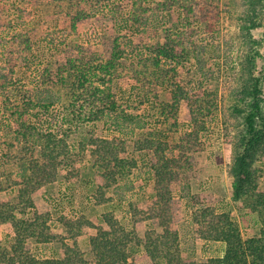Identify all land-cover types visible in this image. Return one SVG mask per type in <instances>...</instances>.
Wrapping results in <instances>:
<instances>
[{
  "label": "rangeland",
  "instance_id": "374dc122",
  "mask_svg": "<svg viewBox=\"0 0 264 264\" xmlns=\"http://www.w3.org/2000/svg\"><path fill=\"white\" fill-rule=\"evenodd\" d=\"M155 1L162 0H142L144 6L152 8L147 12L146 23L125 26V20L132 16V0H0V70L12 77L6 87L0 88V155L6 147L4 141L8 135L21 131L14 120L15 109L19 111V107L23 108L24 115L17 114L18 121L25 117L24 122H33L44 131L66 130L68 145L76 151L71 155V164L60 167L54 181L40 186L31 194L35 208L45 214L46 225L53 236L50 242L39 244L34 238H29L30 251L35 255L61 257L62 243H73L70 237H64L67 230L61 221L63 216L81 220L79 229L83 234L78 236L77 242L86 264H92L93 259L90 237L97 231L93 225L102 222L104 212L110 211L122 226L129 229L128 221L132 219L133 210L147 208L154 195L155 177L150 170L153 152L140 148L138 142L148 131L157 129L163 131L173 145V152L169 151L168 155L183 166L193 167L186 180L190 193L198 198H195V206H190L192 202L184 196L186 190L182 184L174 183L172 189V195L179 203L173 227L178 231L177 244L182 258L200 263L224 252V244L199 234L192 215L194 210L196 213L206 211L208 219L228 212L243 238L260 236L261 215L248 211L233 198L229 168L234 157L233 141L237 134L245 131L242 117L232 112V90L239 83L244 53L249 52L254 57L252 71L259 79L263 106V115L258 122L263 142L256 147L252 170H256L258 188L264 189V8L258 6L255 15L259 16V26L247 33L241 24L249 10L248 0H205L206 3L202 0L198 5L203 7V11L193 5L194 13H190L188 20L183 19L180 8L175 5L153 9ZM207 8L209 11L205 12ZM198 12H205V19L200 20ZM175 23L190 32L198 49L195 48V56L177 61L175 71L171 67L174 63L166 62V67L171 68L168 70L169 81L153 87L148 97L150 101L145 100L138 109L129 107L128 103L135 98L132 93L135 80L122 76L116 81L117 99L127 112L136 113V121L127 120L117 126L109 116L97 122L85 120L76 124L71 120L72 114L62 102L67 89H59L55 85L61 72L65 73L68 83L72 82L70 76L80 68L82 61H105L115 40L121 42L125 51L126 58L123 56L122 60L133 62L136 59L133 50L162 40L163 29ZM246 38L251 39V44ZM198 58L203 60L201 67ZM59 64L62 65L60 69ZM46 83L51 85L48 91ZM177 85L182 86V90ZM183 90L188 94L195 92L202 99L214 96L217 102V109L207 117L206 129L198 139L184 146L180 138L186 129H190L191 114L187 100L177 94ZM172 93L176 94L175 101ZM47 100L53 102L44 108ZM160 103L166 105L164 111H168L165 115ZM237 103L244 106L242 101ZM28 105L31 106L29 110L24 108ZM152 108L153 117L151 113L148 115ZM93 135L122 137L126 149L121 154L133 157L137 162L134 173L117 182L116 185L122 187L118 194L113 193V186L111 191L105 188L97 190L99 181L95 178L93 159L78 143L82 137L81 143H84ZM178 142L179 146H175ZM3 168L0 159V174L5 171ZM1 175L6 181L5 174ZM14 193L13 189L6 188L0 191V199L9 200ZM89 223H92L91 227ZM138 223L134 230L141 236L149 229L161 231L153 220L144 219ZM13 235L10 224L0 223V246L11 240ZM135 263L154 264L142 248L136 252Z\"/></svg>",
  "mask_w": 264,
  "mask_h": 264
},
{
  "label": "trees",
  "instance_id": "16d2710c",
  "mask_svg": "<svg viewBox=\"0 0 264 264\" xmlns=\"http://www.w3.org/2000/svg\"><path fill=\"white\" fill-rule=\"evenodd\" d=\"M132 2L130 10L132 16L125 20V26L146 23L147 12L152 8L144 6L142 0H132ZM155 2L153 9L161 10L175 5L180 8L183 19L188 20L190 13H194L193 5L199 6L202 0L197 3L195 0ZM248 2L249 10L241 24L247 33L259 26V16L255 15L258 6L264 8V0H248ZM99 3L101 1L96 2L95 5ZM199 10L203 11V7L199 6ZM207 11H209L208 8L205 12ZM205 12L204 14L198 12L200 20L205 19ZM162 33V40H156L154 44L145 45L142 49H132V53L134 52L136 56L133 62L127 63L125 59L122 60L125 57V51L121 47V42L115 40L110 47L111 53L105 61L99 60L96 61L97 63L91 60L82 61L80 68L74 70L70 76L72 82L68 83L65 73L61 72V75L56 78L55 85L59 89H67L62 102L72 114L71 120L78 124L85 120L97 122L109 116L117 126L127 120L136 121V113L127 112L117 99L115 88L118 78L126 76L128 79L135 80L132 89L133 98H135L128 103V106L138 109V106H141L145 100L150 101L148 97L154 86L169 81L168 70L171 68L166 67V62H173L174 66L171 67L175 71L177 61L186 60L191 55L195 56V51L198 49L195 46V40L189 35L190 32L176 23L164 28ZM246 40L248 43L251 42L250 38ZM198 54H200L199 51ZM198 62L200 67L204 64L202 58H198ZM9 64L12 63L9 62ZM241 65L239 83L232 90L234 100L232 112L242 117L245 131L237 134L233 141L234 157L229 173L232 178L233 198L240 201L248 211L261 215V218H258L261 224L260 236L243 238L238 225L231 220L228 212L219 213L213 219H208L205 217L206 211L196 213L197 211L194 210L192 215L199 234L203 238L224 244V252L220 256H212L200 263L185 261L182 258L177 244L178 231L173 227V222L176 220L174 215L178 211L179 203L173 197L172 189L174 183L182 184L181 186L186 190L184 196L192 202H189L190 206H195V198H198L190 193L186 180L188 172H191L193 167L183 166L179 160L168 155L173 152V145L171 146L168 142L165 133L157 129L145 133L146 135L138 142L140 148L153 152V157L150 159V170L155 177L154 195L147 208L133 210L132 219L128 221L131 225L129 229L122 226L110 211L102 214V222L96 226L93 225L97 230L96 235L90 237L92 264H136V252L141 248L146 250L154 264H264V189L258 188V176L256 170H252V162L257 152L256 147L263 142L261 130L258 127V122L263 115V106L260 102L262 94L259 79L253 75L254 57L251 53H244ZM60 68H62L61 64H59ZM44 70L48 72L47 68ZM0 79L2 80L0 88H4L12 77L0 70ZM49 83L45 84L46 91L51 87ZM171 84L174 86L173 83ZM177 88L182 90L180 85H177ZM182 92L184 94H177L184 96L187 100L191 114L190 129L184 131L183 137L180 136L184 146L198 139L201 132L206 129L207 117L212 115L214 109H217V102L214 96L202 99L200 95H195V92L189 94L185 90ZM172 97L174 101L177 99L174 93ZM238 101H242L244 106L238 104ZM51 102L53 100H47L43 107H49ZM160 104L164 111L166 105ZM30 107V105L24 106L27 110ZM19 109V111L15 109L14 120L21 131L19 133L18 130L14 135H8L9 139L4 141L6 147L0 155L1 166L4 164L3 169L5 170L1 171V174L6 176V181H3L0 174V191L10 188L15 192L9 200L0 199V223L10 224L14 231L12 239L0 246V263L86 264L87 261L77 242L78 236L83 234L82 229H79L81 220L76 221L64 216L63 219L61 218L67 230L64 237H70L73 243H62L63 255L61 257L41 255L40 257L30 251L29 238H34L38 244L50 242L53 238L46 225L45 214L35 208L31 194L40 186L54 181L59 174V168L63 165H70L73 158L71 155L76 151L70 149L68 145L66 130L44 131L33 122H24L25 117L18 121L17 114L24 115L23 108L19 107ZM151 111L147 114L150 116L151 113L153 117V108ZM167 111H164V115ZM11 115H13L12 112ZM142 120L144 122V119ZM146 120L149 119L146 117ZM19 122L20 125H18ZM82 139L83 137L78 143L93 159L95 178L99 181V184L96 183L97 190L103 191L105 188L111 191V186H113V193H120L122 187L116 185L117 182L130 177L137 166L135 158H128L121 154L126 149L123 138L119 136L100 138L93 135L81 143ZM175 144L179 146V142ZM101 199L102 197L99 201ZM144 219L158 223L161 231L149 229L144 232L143 236L137 234L134 229L139 225L138 221ZM91 224L89 223L90 227Z\"/></svg>",
  "mask_w": 264,
  "mask_h": 264
}]
</instances>
